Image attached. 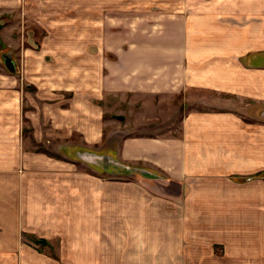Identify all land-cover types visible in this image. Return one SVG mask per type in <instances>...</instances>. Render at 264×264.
<instances>
[{
    "label": "crops",
    "instance_id": "1",
    "mask_svg": "<svg viewBox=\"0 0 264 264\" xmlns=\"http://www.w3.org/2000/svg\"><path fill=\"white\" fill-rule=\"evenodd\" d=\"M181 2L188 8L157 13L150 29L139 30L135 14L127 33L97 29L118 34L111 48L60 31L73 40L43 50L53 61L26 49L35 61L20 69L39 76L0 77V264H95L111 185L143 181L156 182L157 202L133 214H157L176 245H220L214 261L264 264V0ZM127 5L0 0L2 12L23 6L33 21L90 24L127 22ZM122 103L127 113L110 111ZM120 213L126 220V205ZM205 253L184 249L168 261L199 263Z\"/></svg>",
    "mask_w": 264,
    "mask_h": 264
},
{
    "label": "rangeland",
    "instance_id": "2",
    "mask_svg": "<svg viewBox=\"0 0 264 264\" xmlns=\"http://www.w3.org/2000/svg\"><path fill=\"white\" fill-rule=\"evenodd\" d=\"M131 1L132 0H127V22L114 21L111 23L106 22L105 24L102 22L91 24L87 22H53L51 20H46V18L42 19L41 21H33L30 20V18L36 17V15L33 14L34 16H30L27 14V8L24 11L23 6H17L15 13L2 12L3 9L1 8L0 77L8 76L10 73V69L6 65V62L11 60H14L16 63V70L14 73L16 72L18 77H30L32 79L39 76L40 70L26 71L20 69L21 62H29V60L35 61L33 60L30 53H26V49L32 48L37 50L38 53L42 54V56H45L46 61H53L54 54H50V52H44L43 54V50H51L52 48L55 49V47L64 45V43L73 40L69 37H55L60 31L78 30L79 35L75 40L77 41V44L81 46L87 44V42H91L90 46H93L94 50L98 51V46L111 48L119 44L118 34L110 33H119L120 30L123 31L122 33H127V30L131 28L129 23L132 21V16H134L133 14L140 18V20L135 22L138 23L137 26L139 27V30L141 26L144 29H150L152 28L151 25H153L155 22L157 13L172 11L174 9L188 8V5H181V0H174V2L170 3L172 6L158 4L160 3V0H142V4L139 5H132L130 4ZM187 1L189 0H186V2ZM190 1L193 2V0ZM33 2L35 3V1ZM33 2L32 4H34ZM135 23L133 27L135 26ZM103 27L105 31L110 32L109 36H98V38L96 30H104ZM102 33L103 31H101L100 34L102 35ZM252 33L256 34V31ZM258 34L260 33L258 32ZM93 35L94 37H92ZM131 40H135L134 37L127 36L124 39V41H126L124 44L129 45V41ZM143 40L147 39L143 37L141 42H143ZM104 56L111 61H118V55L112 53L111 51H106ZM256 66L261 68L263 64H257ZM46 72L51 73L55 72V70L47 69ZM31 87L32 88L29 87V89L32 91V94L36 95L37 99H39V96H37L39 93L37 88L35 86ZM114 103H112V105ZM235 103H239L240 105V99H237ZM125 107V103H122L121 107H116L114 105V108L110 109V111L112 113H119L118 109L122 108V110L125 112L127 110L128 112V109H125ZM262 115L264 116V110L262 111ZM129 173L134 175L133 170ZM108 176L112 179V181L119 179L117 169H112ZM142 176L146 177L144 175ZM126 179H133V177L128 176ZM143 182L144 183H139L138 185L128 184L125 188L126 190L117 184L111 185L112 196L110 199V222L108 225L105 222L104 236L101 238V241L104 243V248H96V250L99 252L98 255L96 253V257H98L100 261H96L95 264H221L218 261H214L216 255L218 257L220 256L219 252L222 248L220 245L188 247H184L182 244L176 245V242H180L176 236L177 231L175 230L171 232L164 228L166 222L159 220L161 217H158L157 214H145L143 209H141L139 214H133V212L136 210L135 206H138L139 204L143 205L142 207H145L148 210L150 203H153V200H155L153 199L155 195L153 194V196H151L149 193L151 192L152 194V192H158L155 181L154 183L150 181ZM122 190L123 192L120 193L125 192L128 195L125 204L127 208L126 220H124L123 214L120 213V210L123 211L125 208V205L123 206V209L121 207L125 203L124 199H120L118 196L119 191ZM138 191L142 192V199L137 198L139 195ZM155 202L157 201L155 200ZM158 204L160 206L159 208L165 209V203L163 200H158ZM173 234L175 235L173 236ZM184 249L191 252L192 258L194 259H197L198 254L205 251L210 254L205 253L203 256H201L203 260L199 263L196 262V260L187 262H183V260H176L175 262L168 261V259L176 258L178 253L182 254Z\"/></svg>",
    "mask_w": 264,
    "mask_h": 264
},
{
    "label": "water",
    "instance_id": "3",
    "mask_svg": "<svg viewBox=\"0 0 264 264\" xmlns=\"http://www.w3.org/2000/svg\"><path fill=\"white\" fill-rule=\"evenodd\" d=\"M6 65L8 66V68L10 69V71H15L16 70V63L14 60H11L9 62H6ZM123 169L125 171H130V168L129 167H123Z\"/></svg>",
    "mask_w": 264,
    "mask_h": 264
},
{
    "label": "trees",
    "instance_id": "4",
    "mask_svg": "<svg viewBox=\"0 0 264 264\" xmlns=\"http://www.w3.org/2000/svg\"><path fill=\"white\" fill-rule=\"evenodd\" d=\"M40 242H42V240H39Z\"/></svg>",
    "mask_w": 264,
    "mask_h": 264
}]
</instances>
